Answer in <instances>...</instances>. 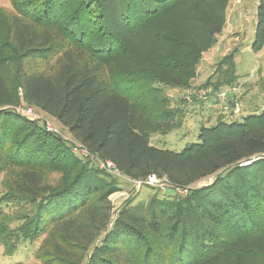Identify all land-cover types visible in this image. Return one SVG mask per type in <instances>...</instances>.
Wrapping results in <instances>:
<instances>
[{
	"label": "trees",
	"instance_id": "16d2710c",
	"mask_svg": "<svg viewBox=\"0 0 264 264\" xmlns=\"http://www.w3.org/2000/svg\"><path fill=\"white\" fill-rule=\"evenodd\" d=\"M10 2L12 10L0 7L4 255L41 240L38 256L51 264H264V109L202 125L200 141L182 151L151 144L153 133L177 126L182 110L165 90L192 86L231 0ZM257 19L252 49L260 52L264 0ZM236 51L204 87L237 82ZM24 104L73 139L19 110ZM52 172L60 177L47 190ZM151 174L166 192L145 185L114 206L121 181ZM144 187L156 192L135 202Z\"/></svg>",
	"mask_w": 264,
	"mask_h": 264
},
{
	"label": "rangeland",
	"instance_id": "374dc122",
	"mask_svg": "<svg viewBox=\"0 0 264 264\" xmlns=\"http://www.w3.org/2000/svg\"><path fill=\"white\" fill-rule=\"evenodd\" d=\"M240 1L231 0L222 37L203 54L198 67V75L192 81V86L165 90L170 98L171 108L182 110L181 114L183 115H178L174 119L177 126L172 130L166 133H153L151 135L152 145L162 149L182 151L191 143L200 141L198 136L202 125L211 126L221 117L225 118L226 121H242L246 115L258 114L263 111L264 49L260 52H255L252 49L260 0ZM0 7L8 11L12 10L10 0H0ZM236 49L237 82L232 85L225 82L220 84L217 89L212 86L204 87L203 84L208 79H211L212 82L220 80L219 62L226 54ZM189 90L194 92V95L190 98H188V94L192 92ZM21 107L25 108L27 106L24 104ZM35 114V118L44 121L46 125L50 122L68 140L73 139L60 121L39 110H35ZM59 177L58 172H52L48 175L45 183L46 189L49 190V188L54 187ZM4 178L5 175L2 174L0 176V195L4 192L2 186ZM213 179V176L206 177L195 184L196 186L207 185ZM121 182L123 190L110 196L116 208L123 204L130 193H136L133 191L134 189H140L133 182ZM159 188L162 192H166L164 187L159 186ZM155 192L154 189L144 187L136 196L135 202L144 199L148 195L151 196ZM14 210L10 209V212H14ZM18 223V220H14L12 226H16ZM40 243L41 240L25 242L20 245L13 255H4V248L0 244V264H51L38 256Z\"/></svg>",
	"mask_w": 264,
	"mask_h": 264
},
{
	"label": "built area",
	"instance_id": "2783aa9c",
	"mask_svg": "<svg viewBox=\"0 0 264 264\" xmlns=\"http://www.w3.org/2000/svg\"><path fill=\"white\" fill-rule=\"evenodd\" d=\"M237 1L239 2L240 0H237ZM189 91H191V90H189ZM208 91H206V92H208ZM191 92H189L191 94H188V98H190V96L194 95V92L193 91H191ZM19 110L23 111L26 115L32 117V119L36 117L35 108H33L32 106H27L25 108L19 107ZM46 127L50 131L58 132V130L50 122L47 123ZM82 152L88 154L87 151L84 150V149L82 150ZM258 158H261V156L254 157V158H252L250 160L242 162L241 165H248L252 161H254V160L258 159ZM92 159H97V158H95V156H92ZM97 162H98V165H99L100 168H104V169L108 170L109 172H111V173H113L115 175H118V176L121 175L119 173L120 171H119L117 165L112 160H100V159H98ZM130 182H133L136 185V187H138V189L141 188L142 186H145V185H149V186H155L156 185V187L162 186L164 188L166 187L164 180L159 178L155 174L149 175L146 179H130ZM186 191H187V189H182V188H178L177 189V192L180 193V194H184V193H186Z\"/></svg>",
	"mask_w": 264,
	"mask_h": 264
},
{
	"label": "crops",
	"instance_id": "0c3cea01",
	"mask_svg": "<svg viewBox=\"0 0 264 264\" xmlns=\"http://www.w3.org/2000/svg\"><path fill=\"white\" fill-rule=\"evenodd\" d=\"M222 34H223V31H222L221 34L218 35V41H219V39L222 37Z\"/></svg>",
	"mask_w": 264,
	"mask_h": 264
}]
</instances>
